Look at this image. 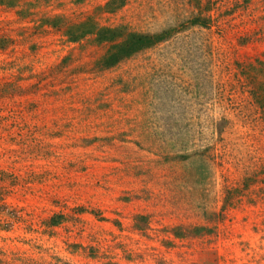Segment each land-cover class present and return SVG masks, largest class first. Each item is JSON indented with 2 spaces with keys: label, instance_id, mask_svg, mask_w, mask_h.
<instances>
[{
  "label": "rangeland",
  "instance_id": "374dc122",
  "mask_svg": "<svg viewBox=\"0 0 264 264\" xmlns=\"http://www.w3.org/2000/svg\"><path fill=\"white\" fill-rule=\"evenodd\" d=\"M0 264H264V0H0Z\"/></svg>",
  "mask_w": 264,
  "mask_h": 264
},
{
  "label": "trees",
  "instance_id": "16d2710c",
  "mask_svg": "<svg viewBox=\"0 0 264 264\" xmlns=\"http://www.w3.org/2000/svg\"><path fill=\"white\" fill-rule=\"evenodd\" d=\"M85 28V27H83ZM78 32L84 33L85 30H82V27H78ZM116 32L113 30H104L100 34V38H112L113 35H115ZM158 38V35H145V34H129L126 38V40L121 43L117 47V51L110 54L103 63L105 64H114L116 61L119 60V58L128 55L132 51H135L137 49H140L142 47L148 46L152 44L156 39Z\"/></svg>",
  "mask_w": 264,
  "mask_h": 264
}]
</instances>
